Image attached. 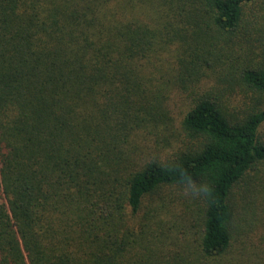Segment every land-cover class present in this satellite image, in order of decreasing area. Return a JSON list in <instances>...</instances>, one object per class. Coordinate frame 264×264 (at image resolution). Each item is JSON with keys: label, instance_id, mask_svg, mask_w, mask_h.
Returning <instances> with one entry per match:
<instances>
[{"label": "trees", "instance_id": "obj_1", "mask_svg": "<svg viewBox=\"0 0 264 264\" xmlns=\"http://www.w3.org/2000/svg\"><path fill=\"white\" fill-rule=\"evenodd\" d=\"M263 123L264 0H0V264H264Z\"/></svg>", "mask_w": 264, "mask_h": 264}, {"label": "rangeland", "instance_id": "obj_2", "mask_svg": "<svg viewBox=\"0 0 264 264\" xmlns=\"http://www.w3.org/2000/svg\"><path fill=\"white\" fill-rule=\"evenodd\" d=\"M167 23L174 24L170 13L164 8V35L166 32H170V34L175 32L174 29L167 28ZM168 93V109L172 121L170 120L171 123L153 129L154 134L147 136L145 140L152 147L149 149L154 150V153L164 160L170 157L176 150L180 149L185 141L183 130L181 129V122L186 112L190 109L192 99L189 93L178 91L174 87L170 90L165 89L164 95ZM260 132L264 137V123L261 126ZM245 190H247V194L250 197L248 215L252 227H248V229L249 231L252 230L253 235L257 238L259 234H264V162L252 171L245 183ZM241 202H244V200L241 199ZM246 202H244V206ZM189 206L190 203L188 201L180 200L177 202V208L175 207L173 212L175 213L178 210L179 214L183 215L184 210L191 209Z\"/></svg>", "mask_w": 264, "mask_h": 264}]
</instances>
